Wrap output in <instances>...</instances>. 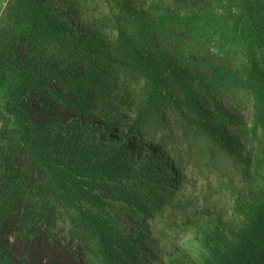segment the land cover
Here are the masks:
<instances>
[{
	"label": "trees",
	"instance_id": "1",
	"mask_svg": "<svg viewBox=\"0 0 264 264\" xmlns=\"http://www.w3.org/2000/svg\"><path fill=\"white\" fill-rule=\"evenodd\" d=\"M61 2L88 20L83 34L53 0H11L0 28V76L10 84L0 114L15 123L0 174V222L11 219L27 243L43 228L48 240L63 228L85 249L83 264H124L131 244L114 213L143 220L163 200L154 197L159 184L134 179L123 148L112 153L81 141L86 126L72 128L71 139L35 121L30 97L40 90L78 117H95L175 157L184 146L207 166L244 162L234 166L245 189L229 183L244 221L232 242L221 223L208 242L223 255L219 264H264V0ZM241 95L252 101V131L224 107ZM18 152L30 170L15 167ZM33 171L41 184L24 180ZM37 192L40 200L27 196ZM9 243L0 235V264H28Z\"/></svg>",
	"mask_w": 264,
	"mask_h": 264
},
{
	"label": "rangeland",
	"instance_id": "2",
	"mask_svg": "<svg viewBox=\"0 0 264 264\" xmlns=\"http://www.w3.org/2000/svg\"><path fill=\"white\" fill-rule=\"evenodd\" d=\"M10 1L0 0V28L9 22L7 8ZM53 2L55 9L62 13L71 29L76 34H83L85 27L90 24L88 20L83 22L81 17L72 14L61 0ZM9 85V81L5 82L0 76V112L3 113L9 101ZM30 105L31 116L35 121L58 130L63 128L64 135L71 139L75 132L72 128L86 126L83 138L78 137L81 141L86 139L88 144L106 152L115 153L123 148L129 164L136 169L137 176L134 179H139L149 187L159 184L161 195L156 192L154 197L163 200L155 214L143 220H127L119 218L117 212L114 213L115 219L121 223L119 230H122L131 244L124 264H219L224 260L223 255L216 253L217 250L209 244L208 237L221 223V228L228 233L229 241L232 242L235 231L244 221V216L235 211L237 195L233 194L229 184L232 181L245 189L247 182L234 166H243L244 162L240 159L233 162L225 160L220 164L207 166L206 160H201L194 150L184 146L178 148L175 157L172 151L154 142L137 138L127 131L108 128L102 120L95 117H78L72 110L61 106L57 97L52 98L40 90L31 95ZM224 107H231L232 111H236L243 118L247 128L254 130L256 121L251 98L241 95L237 101H225ZM9 117L10 115L0 114L2 175L7 138L9 131L15 126V123L7 125ZM77 136H81V133ZM248 146L244 151H248ZM244 151H240L243 159ZM17 156L19 160L14 161L17 169L26 167L30 170L33 167L23 153L18 152ZM29 179L41 184L34 171L28 173L24 180L29 183ZM39 193L42 194L41 191ZM39 193L27 196L40 200ZM17 208L24 211L20 204ZM17 228L11 219L0 222V235L13 246L11 253L16 260H21L24 255L28 264H83L80 258L85 255V249L78 241L69 238L63 228L51 230L52 240L47 239L49 235L43 228L41 233L34 235L30 243L16 236ZM41 228L42 225H38L36 230Z\"/></svg>",
	"mask_w": 264,
	"mask_h": 264
}]
</instances>
